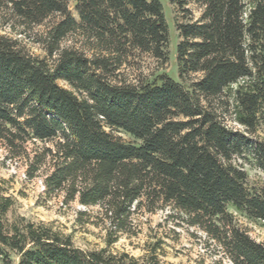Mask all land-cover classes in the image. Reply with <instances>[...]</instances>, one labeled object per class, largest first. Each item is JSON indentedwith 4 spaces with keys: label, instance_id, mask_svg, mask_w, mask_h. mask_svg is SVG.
<instances>
[{
    "label": "trees",
    "instance_id": "16d2710c",
    "mask_svg": "<svg viewBox=\"0 0 264 264\" xmlns=\"http://www.w3.org/2000/svg\"><path fill=\"white\" fill-rule=\"evenodd\" d=\"M75 1L79 19L70 0H0L22 34L52 19L35 41L45 58L0 35V143L18 156L30 141L45 144L28 157L29 178L45 168L49 195L97 207L106 247L83 250L43 222H11L14 201L2 197L0 264H165L157 248L137 258L110 247L132 232L135 214L168 207L233 264H264V243L235 215L264 222V182L251 185L245 169L264 174V141L227 123L255 133L264 117V0H170L181 17L178 76L162 71L138 82L124 77L131 56L170 60L161 0ZM75 34L90 55L63 46Z\"/></svg>",
    "mask_w": 264,
    "mask_h": 264
},
{
    "label": "rangeland",
    "instance_id": "374dc122",
    "mask_svg": "<svg viewBox=\"0 0 264 264\" xmlns=\"http://www.w3.org/2000/svg\"><path fill=\"white\" fill-rule=\"evenodd\" d=\"M164 13L169 25L170 33V60L161 64L148 54H134L124 67V77L130 82L149 78L153 74L166 71L175 77L178 76L176 60L177 44L180 42L177 31V21L180 13L170 3V0H161ZM196 17H199V8L192 5ZM72 14L79 19L76 12V1L70 0ZM180 17V18H179ZM9 18V17H8ZM0 13V35L15 37L21 41L25 50L31 55L45 58L47 53L41 44L36 43L37 35L43 33L51 24L52 19L44 25L36 27L27 34H22L23 28L16 22L6 21ZM64 47H75L92 53L89 44L80 34L69 36ZM61 86L72 89L67 83L59 81ZM232 131L245 133L252 141H264V117L255 133H250L233 119L227 120ZM116 137L126 143H135L128 134L111 131ZM45 146L37 142H28L27 155L19 156L10 152L0 143V199L10 197L14 204L7 214L9 221L25 218L35 223L43 222L54 230L72 238L73 243L83 250H99L106 247V230L104 225L97 226L98 208H87L77 202L65 204L62 195H49L44 186L45 168L37 173L35 178L28 176L29 158ZM241 163V161H239ZM251 185L259 186L264 182V174L250 163L245 164ZM87 212V215L82 214ZM239 225L258 242L264 243V222L252 221L235 212ZM153 248H157L159 258L165 264H233L225 255L222 248L211 240L203 231L196 227H189L180 218L173 215L171 208H164L155 213L140 211L133 217V229L129 234L121 235L118 242L110 247L113 252H127L134 257H142ZM17 262L18 258L13 257Z\"/></svg>",
    "mask_w": 264,
    "mask_h": 264
}]
</instances>
